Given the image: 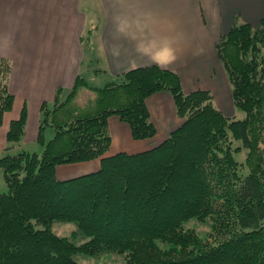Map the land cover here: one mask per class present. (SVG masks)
<instances>
[{
  "label": "trees",
  "instance_id": "trees-1",
  "mask_svg": "<svg viewBox=\"0 0 264 264\" xmlns=\"http://www.w3.org/2000/svg\"><path fill=\"white\" fill-rule=\"evenodd\" d=\"M216 50L242 119L220 110L209 90L186 92L178 73L158 64L100 88L79 75L64 100L59 88L42 109L39 140L46 127L55 130L43 152L0 158L8 185L0 192V264H85L75 255L107 251L125 255L121 264H264V15L258 26L233 22ZM11 74L0 58V125L14 105ZM85 88L91 96L81 104ZM159 92L173 95L181 124L149 150L108 155L111 116L135 140L157 134L147 100ZM26 124L25 108L10 124L7 150ZM95 159L96 171L57 176L58 166ZM194 218L210 220L207 236L184 227ZM56 221L75 222L87 241L58 235Z\"/></svg>",
  "mask_w": 264,
  "mask_h": 264
},
{
  "label": "crops",
  "instance_id": "crops-1",
  "mask_svg": "<svg viewBox=\"0 0 264 264\" xmlns=\"http://www.w3.org/2000/svg\"><path fill=\"white\" fill-rule=\"evenodd\" d=\"M98 5L103 20L96 16ZM237 13L258 26L264 15L263 0H0V58L12 64L9 88L14 96L13 108L0 125V158L7 152L11 122L25 108L27 124L20 142L44 146L47 127L44 142L39 140L43 106L52 108L59 88L61 99H66L79 75L89 86L100 88L89 79L99 76L109 79L107 83L117 82L111 79L158 64L177 72L186 92L211 91L218 108L232 116L231 86L216 44ZM84 70L93 75L83 74ZM90 96L86 88L81 89L77 101L87 103ZM147 105L157 134L135 140L130 126L111 116L108 155L149 150L181 124L171 93H155ZM100 166L95 159L61 165L57 173L66 179Z\"/></svg>",
  "mask_w": 264,
  "mask_h": 264
},
{
  "label": "rangeland",
  "instance_id": "rangeland-1",
  "mask_svg": "<svg viewBox=\"0 0 264 264\" xmlns=\"http://www.w3.org/2000/svg\"><path fill=\"white\" fill-rule=\"evenodd\" d=\"M203 0H201L202 2ZM98 11H97V18H99V16H101V19L103 20V11H102V8L101 6L98 5L97 7ZM233 22L237 25H240V24H243V23H246V22H250L249 20H247L243 14L241 13H237L233 19ZM252 23V22H251ZM253 24V23H252ZM254 26H256L255 24H253ZM96 41H98L96 39ZM90 69V68H89ZM83 74L87 75V76H92L93 75V71H86L84 70L83 71ZM90 80V83L93 84V85H98L99 87H103L107 81H110L109 79L107 80H104L102 78H99L96 77L92 80V78L89 79ZM112 81H117L119 83L123 82L124 81V77L123 76H119L117 78H113L111 79ZM92 81V82H91ZM68 93L69 91L66 93V95L68 96ZM228 100V99H227ZM215 102V105L217 107H219V104H218V101H214ZM227 102V101H226ZM52 106V105H51ZM232 117L234 119H242L245 117V112L244 111H241L237 108H235V111H234V114L232 115ZM47 133H46V142L49 141L51 138L54 137L55 135V130L54 128L52 127H47ZM111 133V131H110ZM112 136V134H111ZM236 144L240 145L241 144V141L240 140H236L235 141ZM10 144V143H9ZM22 145V147H21ZM37 147V146H40L39 149L35 150L34 147ZM16 148L15 150H12ZM43 148L44 146L42 147V145H40V143H36V144H27V143H24V142H20V143H16L14 145V147L12 146L10 148V150H6V151H9V153H18L20 151H22L23 149L27 150V151H30V152H38L39 154L42 153L43 151ZM7 153V152H6ZM3 154L4 155H6ZM1 156V157H3ZM236 159L238 161H245L246 159V156H247V150L246 149H243L242 151H238L236 152ZM59 167V166H58ZM59 175V173H57V176ZM80 174L76 175V176H71L70 178L72 177H77L79 176ZM58 178L60 179H65V178H61L60 176H58ZM66 179H69V178H66ZM8 191V185H7V182L5 180V176H4V173L3 171H0V192H7ZM184 227L186 229L190 228V229H194L197 233H199L200 235L202 236H207L210 232H211V223H210V220H207V221H200L198 219H191L189 221H187L185 224H184ZM53 231L55 233H57L58 235L60 236H69V237H72L74 236V241L77 243V244H81L85 241H87V238L84 237V235L82 234H79L77 236V231H78V226L75 222H69V221H56L54 224H53ZM77 237V238H76ZM75 259L81 263H85V264H121L125 261V255H122V254H117V253H114V252H101V253H98L96 255H90V254H86V253H78L75 255Z\"/></svg>",
  "mask_w": 264,
  "mask_h": 264
}]
</instances>
